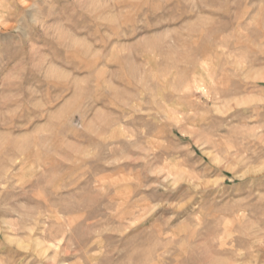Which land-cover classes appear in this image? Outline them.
Returning a JSON list of instances; mask_svg holds the SVG:
<instances>
[{"label":"rangeland","instance_id":"obj_1","mask_svg":"<svg viewBox=\"0 0 264 264\" xmlns=\"http://www.w3.org/2000/svg\"><path fill=\"white\" fill-rule=\"evenodd\" d=\"M0 264H264V0H0Z\"/></svg>","mask_w":264,"mask_h":264}]
</instances>
